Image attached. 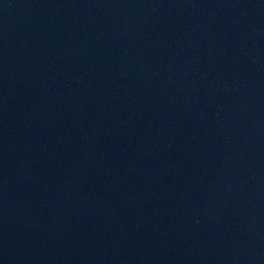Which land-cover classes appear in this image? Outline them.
Instances as JSON below:
<instances>
[{
	"label": "water",
	"instance_id": "obj_1",
	"mask_svg": "<svg viewBox=\"0 0 264 264\" xmlns=\"http://www.w3.org/2000/svg\"><path fill=\"white\" fill-rule=\"evenodd\" d=\"M0 264H264V0H0Z\"/></svg>",
	"mask_w": 264,
	"mask_h": 264
}]
</instances>
